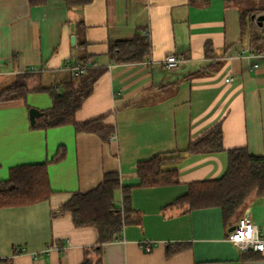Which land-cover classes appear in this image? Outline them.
Instances as JSON below:
<instances>
[{
	"label": "crops",
	"instance_id": "0c3cea01",
	"mask_svg": "<svg viewBox=\"0 0 264 264\" xmlns=\"http://www.w3.org/2000/svg\"><path fill=\"white\" fill-rule=\"evenodd\" d=\"M119 41L131 43L115 48ZM252 53L239 11L224 0H93L71 8L61 0H0V95L16 83L27 89L0 100V181L64 150L48 165L47 200L0 208V264H264V253L229 240L238 220L226 223L220 207H170L191 183L223 176L229 151L264 156V57ZM170 55L185 62L168 69ZM84 62L105 71L75 119L102 118L113 135L34 128L30 109H51L48 90H64L70 68ZM218 123L222 151L184 153L174 183L139 185L138 162L184 151ZM109 172L131 187L133 213L121 239L101 244L95 227L75 226L61 208ZM243 217L264 234V196L252 195Z\"/></svg>",
	"mask_w": 264,
	"mask_h": 264
},
{
	"label": "trees",
	"instance_id": "16d2710c",
	"mask_svg": "<svg viewBox=\"0 0 264 264\" xmlns=\"http://www.w3.org/2000/svg\"><path fill=\"white\" fill-rule=\"evenodd\" d=\"M71 8L85 6L93 0H61ZM33 5H43L47 0H30ZM228 7L240 13L242 34H248L252 52L264 53V23L260 26L259 16H264V0H224ZM131 41H119L115 48L126 47ZM113 50H111L112 52ZM105 69L89 67L77 80L67 83L64 90H48L53 98L51 109L44 111L34 128H56L73 125L77 132L92 133L108 140L112 128L103 125V119L78 123L75 114L83 102L91 96ZM27 92L24 84L16 83L1 95V101L14 100ZM223 150V129L216 124L200 137L193 140L184 151H171L140 161L136 173L140 186H165L177 178L176 166L184 153L210 154ZM64 157V150L51 162L24 165L11 169L10 177L0 181V208L34 204L47 200L52 190L49 186L48 165ZM121 194L122 206L118 203ZM131 187H123L118 172L104 175L102 182L85 193H76L61 208L69 212L75 226H93L98 231L99 243H108L123 237L124 228L132 222ZM264 196V156L251 155L246 148L229 151V166L220 178L198 181L189 185L186 195L175 200L170 207L191 211L194 209L220 207L225 222L241 218V209L252 196ZM238 222V221H237ZM168 252H172L171 248ZM88 264V263H85Z\"/></svg>",
	"mask_w": 264,
	"mask_h": 264
},
{
	"label": "built area",
	"instance_id": "2783aa9c",
	"mask_svg": "<svg viewBox=\"0 0 264 264\" xmlns=\"http://www.w3.org/2000/svg\"><path fill=\"white\" fill-rule=\"evenodd\" d=\"M251 57L263 58L264 53L253 52ZM184 62L185 58L182 55H170L164 60V66L168 69L177 68ZM89 67L86 62L73 65L70 68L72 79L77 80ZM253 67L258 68V64ZM29 71L34 72L36 68H30ZM228 238L241 251L264 253V234L260 227L248 218H240ZM149 249L150 247L147 246V250Z\"/></svg>",
	"mask_w": 264,
	"mask_h": 264
},
{
	"label": "water",
	"instance_id": "95a60500",
	"mask_svg": "<svg viewBox=\"0 0 264 264\" xmlns=\"http://www.w3.org/2000/svg\"><path fill=\"white\" fill-rule=\"evenodd\" d=\"M257 20H258L260 26H262L264 23V16H259ZM72 43H75V37L72 38ZM29 114H30L31 125L34 126L36 124L37 120L41 116H43L44 112L40 111L37 108H31L29 111ZM234 229H235V226L232 228V230H234Z\"/></svg>",
	"mask_w": 264,
	"mask_h": 264
}]
</instances>
